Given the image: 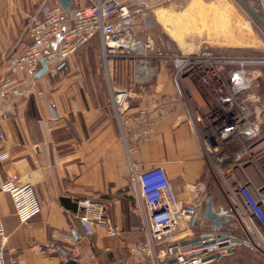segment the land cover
<instances>
[{"label": "crops", "instance_id": "1", "mask_svg": "<svg viewBox=\"0 0 264 264\" xmlns=\"http://www.w3.org/2000/svg\"><path fill=\"white\" fill-rule=\"evenodd\" d=\"M92 1L73 0L72 10ZM119 1L133 9L144 4L147 9L150 0ZM162 1L155 21L150 20L152 26L146 25L148 31L160 28L165 35L182 39L215 36L220 38V47L234 49L260 42L255 34L246 37L245 24L253 29L256 25L252 18L228 26L229 21L219 12L223 0ZM41 2L0 0V78L7 73L9 58L30 42L28 26L39 14ZM249 3L256 8V2ZM128 29L133 36L145 32L137 16L130 17ZM58 45L56 40L48 50ZM123 51L101 61V37L94 34L39 79L21 75L0 102V127L5 136L0 144L5 152L0 161V186L12 178L19 184L30 183L41 205L38 215L22 222L11 196L0 191V221L5 232L0 236V258L15 264L134 263L133 251L145 241V235L141 219L134 213L130 149L143 168L164 167L180 203L196 208L195 228L226 232L234 227L233 219L223 227L203 217L208 201L215 212L231 214V207L223 190L219 193L227 208L210 189V179H218L191 122L192 106L185 104L172 72L161 61L130 60L122 56ZM116 88L129 93L121 112L113 101ZM62 198L75 204L91 198L103 204L117 234L110 235L103 225H94L92 234H85L78 207L76 211L66 209ZM53 233L69 235L72 240L61 242ZM244 248L256 252L245 243L215 264L237 263Z\"/></svg>", "mask_w": 264, "mask_h": 264}, {"label": "built area", "instance_id": "2", "mask_svg": "<svg viewBox=\"0 0 264 264\" xmlns=\"http://www.w3.org/2000/svg\"><path fill=\"white\" fill-rule=\"evenodd\" d=\"M129 9L119 0H93L68 13L60 2L42 0L39 14L31 18L28 26L30 42L9 58L7 73L0 78V102L20 82L21 75L33 79L42 61L49 69L55 68L94 34L101 37L103 54L108 59L119 55L120 50H124L123 57L145 63L167 58L174 66L181 97L192 106L191 122L210 169L226 185L231 218L247 234L246 243L264 258V77L255 68L264 61L219 56L206 46L190 54L155 53L150 40L133 36L128 29ZM56 40L59 45L49 51ZM128 98L127 90H114L117 112L123 110ZM4 139L0 127V144ZM131 152L130 149L129 181L135 198L134 213L140 217L145 235V241L133 251L137 260L131 264H169L171 260H175L173 264H215L241 245L242 239L227 231H204L177 238L176 228L182 222L187 224L184 234L192 233L196 208L180 203L164 167L143 168ZM4 154L0 150V161ZM0 191L11 196L22 222L40 213L32 184H19L12 178L1 184ZM77 207L85 234L91 235L94 225L108 226L110 235L117 234V229L110 227L103 204L85 198ZM4 233L0 221V236ZM52 237L64 243L72 240L60 233H53ZM193 238L198 241L191 242ZM185 241L190 242L183 244ZM15 263L0 258V264Z\"/></svg>", "mask_w": 264, "mask_h": 264}, {"label": "rangeland", "instance_id": "3", "mask_svg": "<svg viewBox=\"0 0 264 264\" xmlns=\"http://www.w3.org/2000/svg\"><path fill=\"white\" fill-rule=\"evenodd\" d=\"M177 2V1H176ZM223 7L220 9L221 15L229 21L228 26L232 27L233 24L241 25L244 20H249L251 16L244 10V8L241 6V4L237 0H223ZM163 3L162 0H150L146 2L147 9H144V4L140 5V7H137L136 9H133L131 6L129 11L132 17L137 16L140 23H142V29L145 31L142 34L137 35L138 38L142 40H150L151 43L154 46V52L161 51L164 55H171L176 52H182L184 54H190L193 52H196L200 46H206L210 51H212L214 54L219 56H245L254 58L257 60L264 61V32L263 30L258 27V24L254 26V29L251 28L248 24H245V31L247 34V38L250 36H253L254 34L258 37H260V42L257 46L253 47H246L241 49H234V48H228V47H220L217 43V40H220V38H216L215 36H208V37H200V38H177L175 40L174 37H170L168 35H165L163 31L160 28H155L154 30H149V28L146 27L145 20L149 18L152 22L156 19V10L157 6ZM230 4V5H229ZM232 4V5H231ZM90 5V3L88 4ZM87 5V6H88ZM259 5V6H258ZM215 7V6H214ZM255 8V7H254ZM256 9L258 12L262 11V6L257 3ZM219 13V14H220ZM218 14L217 11L213 12V15L216 16ZM235 27V25H233ZM240 27V26H238ZM212 32V31H211ZM214 32V31H213ZM197 39V40H196ZM177 40L180 41L177 42ZM130 60H137L135 58H129ZM100 60L103 62H107L111 59L105 58L103 52L100 54ZM156 59L154 58L153 61ZM159 61L165 63L167 65V68L172 72L173 78L175 77V70L172 62H169L167 58L160 59ZM258 70L261 71L264 77V64L260 66H256ZM190 103V102H189ZM217 176V175H216ZM218 179V176H217ZM210 189L212 191H216L220 196V202L224 205V207L227 208V203L223 199V196L219 193L220 191H225L226 185L224 184L222 179H218L216 182L213 179H210ZM221 206V205H220ZM221 212V211H218ZM231 216V214H228ZM192 233L188 232L187 234H184L187 230V224L185 222H182L179 224V226L176 228V236L177 238H185L190 237L194 235H197L201 230V228L198 227H192ZM227 232H230L240 239H242V243L240 246L245 245L247 242V234L243 230V228L239 224H234V227L229 229ZM244 254L241 255L240 258H238L237 263L236 261H233L234 264H264V258H262L260 255H258L256 252L252 251L251 249L244 248Z\"/></svg>", "mask_w": 264, "mask_h": 264}, {"label": "water", "instance_id": "4", "mask_svg": "<svg viewBox=\"0 0 264 264\" xmlns=\"http://www.w3.org/2000/svg\"><path fill=\"white\" fill-rule=\"evenodd\" d=\"M72 1L73 0H59L60 4L64 8L66 12H72ZM241 6L244 8V10L251 16V18L260 26V28L264 32V0H253L254 2L260 4L262 6V11L258 12V10L254 7H252L249 3V0H237ZM146 25L148 27L152 26L150 19L146 20ZM42 68L41 70L36 74L35 79H39L43 75H45L49 68L45 61H42ZM203 217L205 220L212 221L216 223L217 225H222L223 227H227L229 222L232 220L231 216L226 214L225 212H215L212 207V203L210 201L207 202V206L205 209V212L203 214ZM191 242H197L198 238H193L190 240ZM190 241H185L183 244H187ZM235 250H232L234 252ZM217 257V256H214ZM175 260H171L169 264H173Z\"/></svg>", "mask_w": 264, "mask_h": 264}, {"label": "trees", "instance_id": "5", "mask_svg": "<svg viewBox=\"0 0 264 264\" xmlns=\"http://www.w3.org/2000/svg\"><path fill=\"white\" fill-rule=\"evenodd\" d=\"M61 203L66 209H69V210H72V211H76V208H77L76 205L77 204L72 203L69 199L62 198L61 199Z\"/></svg>", "mask_w": 264, "mask_h": 264}, {"label": "bare ground", "instance_id": "6", "mask_svg": "<svg viewBox=\"0 0 264 264\" xmlns=\"http://www.w3.org/2000/svg\"><path fill=\"white\" fill-rule=\"evenodd\" d=\"M178 37H175V40L177 39ZM177 41H179V40H177ZM180 42V41H179Z\"/></svg>", "mask_w": 264, "mask_h": 264}]
</instances>
